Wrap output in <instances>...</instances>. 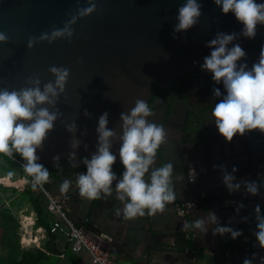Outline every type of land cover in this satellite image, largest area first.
I'll list each match as a JSON object with an SVG mask.
<instances>
[{"label": "water", "instance_id": "95a60500", "mask_svg": "<svg viewBox=\"0 0 264 264\" xmlns=\"http://www.w3.org/2000/svg\"><path fill=\"white\" fill-rule=\"evenodd\" d=\"M91 2L95 11L81 16V10L90 6L89 0H0V34L6 37L0 42V89L30 87L35 79L43 87L54 80L51 67L68 69L64 92L54 106L45 105L58 111L59 116L37 150L40 163L62 172L60 178L46 181L49 191L57 198L68 197L66 211L70 218L100 241L116 261L132 257L149 260L166 251L184 253L190 244L185 218L177 214V203L198 202L187 215L188 220L193 213L205 216L207 211L225 220L238 212L233 198L264 196V135L253 131L228 143L217 130L204 128V159H199L195 148L189 152L187 164L174 167L177 199L161 212L135 219L116 214L123 206L116 199V181L112 195L88 200L78 188L73 189L76 178L70 175L95 153L101 114L108 113V127L116 133L112 151L120 162L121 113L128 112L137 99L148 101L154 84L198 69L210 53L208 42L221 32L239 33L241 25L231 14H222L213 0H199L202 15L198 23L181 33L173 29L184 0ZM64 28L72 32L71 37L41 40V36L50 38L53 31ZM262 37L264 26H258L254 39L238 36L233 43ZM207 91L211 92L210 87ZM72 124L76 126L74 133L67 130ZM211 138H215L213 144ZM74 141L79 142L76 148L72 147ZM235 141L242 145L241 150ZM166 161L168 155L161 145L156 166ZM221 165L229 172L236 166L238 182L261 183L258 195L247 194L243 184V189L229 193L222 183ZM190 170L196 173L194 179H190ZM120 175L116 174L118 179ZM64 180L72 181L67 191L61 190Z\"/></svg>", "mask_w": 264, "mask_h": 264}, {"label": "clouds", "instance_id": "9594fccd", "mask_svg": "<svg viewBox=\"0 0 264 264\" xmlns=\"http://www.w3.org/2000/svg\"><path fill=\"white\" fill-rule=\"evenodd\" d=\"M224 15L231 14L241 25L239 33H218L211 39L207 47L209 55L204 57L202 70L211 74V78L220 88L213 91L219 98L211 111L212 121L218 134L225 142L230 143L235 136L258 131L264 135V47L260 50L259 59L251 68L247 63H241L246 57L245 50L239 43H233L238 36L254 39L258 26H264V0H213ZM90 6L81 10L80 15L86 16L95 11V5L89 0ZM202 5L199 0H184L178 7L174 32H187L193 28L202 15ZM74 23V21H73ZM72 32L68 28L55 30L51 37L41 36V40H54ZM0 34V42L5 41ZM231 45V47H229ZM31 47V44L29 45ZM54 76L40 86L39 79L31 81L32 86L19 90L0 89V154L13 156L18 154L25 163L24 172L32 177V186L42 184L49 179V170L39 162L37 150L42 147L49 132L53 130L58 119V111H51L58 96L64 92L69 77V70L63 67H51ZM48 105V106H45ZM154 113L148 102L137 99L134 106L121 113L122 135L119 137V160L123 167L119 179L113 172L117 155L112 151V140L116 137L114 130L108 127V113L101 114L97 124V148L91 158H85L83 163L86 171L78 174L75 184L82 197L94 200L113 193L115 183L116 199L122 203L117 215L125 219H135L146 215H154L163 211L166 205L177 199L173 186L174 164L166 161L157 164V152L166 143L167 131L157 124ZM74 133L75 124L67 129ZM74 141L73 148L78 146ZM58 159V158H55ZM222 183L229 193L237 192L243 184L244 190L251 196H257L262 186L257 181H237L236 166L229 172L221 165ZM9 177L13 173H8ZM195 171L190 170V179L195 178ZM147 176V179H146ZM72 181L64 180L62 191H67ZM191 207V205H188ZM243 205H239V208ZM255 247L264 252V214L261 206L254 208ZM247 217L245 218V220ZM212 226L214 235H228L236 240L243 235L242 230L231 225L220 224L217 215L207 211L204 217L191 221L186 227L197 234H206ZM242 264H264V255L253 253L246 256Z\"/></svg>", "mask_w": 264, "mask_h": 264}, {"label": "crops", "instance_id": "0c3cea01", "mask_svg": "<svg viewBox=\"0 0 264 264\" xmlns=\"http://www.w3.org/2000/svg\"><path fill=\"white\" fill-rule=\"evenodd\" d=\"M234 143L239 150L242 149V145L238 141ZM9 172L13 173L10 177ZM7 177L12 178L15 185L0 184V264H13L15 261L14 256L11 255L13 250V223L10 216L19 219L18 215H20L29 219L31 217L26 212L30 211V215L35 218V224L25 225L24 228L27 235L29 234L28 236L37 240L38 243L35 246L42 249L47 255V259L41 264H91L90 257L86 252L75 253L72 251L66 237L61 234L51 235L45 228L36 226L37 214L26 195V188L19 187L29 179V176L23 168L14 165L10 158L0 155V179ZM241 189L243 188L241 187ZM42 198L47 204L45 198ZM232 202L237 203L238 206L242 204L243 207L239 208L234 218H226L219 220V222L222 225H231L235 229L242 230L243 235L236 240H232L227 234L224 236L214 235L210 227L206 234H197L193 229L187 227L190 245L188 251L184 253L166 251L149 260L132 257L128 260L119 258L116 261L112 256L111 258L117 264H191L192 258H195L200 264H242L243 259L253 253L259 257L264 253L260 249L247 251L246 248L255 243V237L252 234L255 229L253 210L259 204L262 214H264V196L262 198L235 197ZM4 206L8 209H4ZM200 217H204V214L193 213L188 224ZM19 243L21 251L27 249L21 245V242Z\"/></svg>", "mask_w": 264, "mask_h": 264}, {"label": "flooded vegetation", "instance_id": "af4514ba", "mask_svg": "<svg viewBox=\"0 0 264 264\" xmlns=\"http://www.w3.org/2000/svg\"><path fill=\"white\" fill-rule=\"evenodd\" d=\"M240 45L246 52V57L241 63H247L251 68L252 64L259 59L260 50L264 47V37ZM201 66L193 72L167 78L160 85L154 84L147 101L154 113L150 119H154L168 133L166 143L162 146L166 149L168 161H172L174 167L187 164L190 161L189 152L195 148L199 151V159H204L202 150L204 128L216 130L211 120V111L219 98L214 97L213 91L220 88L223 93L224 90L222 84L214 82L211 74L202 70ZM207 87H210L211 92L207 91ZM213 140L215 141V138H211L212 144ZM53 169H55L54 175L49 178H60L62 175L60 168L53 167ZM85 171V166L76 168L70 178L71 176L76 178L78 174ZM113 172L116 174L123 172L120 162H115ZM73 182V189L76 190L78 187L74 180ZM58 198L68 214L66 211L68 197L64 195ZM177 205L178 203L176 210Z\"/></svg>", "mask_w": 264, "mask_h": 264}, {"label": "built area", "instance_id": "2783aa9c", "mask_svg": "<svg viewBox=\"0 0 264 264\" xmlns=\"http://www.w3.org/2000/svg\"><path fill=\"white\" fill-rule=\"evenodd\" d=\"M7 157L15 160L13 156ZM0 184L15 185L14 182H12V178L9 177L0 179ZM19 187H22L23 189L30 187L34 193L40 194L45 198V200L47 201V211L52 219L51 232L55 234H61L66 237L73 252H86L90 257L91 264H117L112 260L109 252L105 249V246L100 241L89 235L84 228L76 225L72 218H70L69 215L65 212L63 203L49 191L45 182L33 187L32 177L29 176V179L23 182ZM188 205H191V207H189ZM197 206V201L178 203L177 213L179 216L185 218V225H188L187 215ZM31 219L33 220L31 221ZM24 221L25 223H27V225L35 224V218L33 217L29 219L25 218ZM37 243L38 242H35L34 244ZM254 245L255 243L252 246L247 247L246 250H259ZM262 255H264V253L260 256ZM191 264L200 263L195 258H192Z\"/></svg>", "mask_w": 264, "mask_h": 264}, {"label": "trees", "instance_id": "16d2710c", "mask_svg": "<svg viewBox=\"0 0 264 264\" xmlns=\"http://www.w3.org/2000/svg\"><path fill=\"white\" fill-rule=\"evenodd\" d=\"M4 157H7L3 154H0ZM13 157L15 160H10L13 162L14 165H18L19 167L23 168V164L25 161L22 160V158L18 154H13ZM9 158V157H7ZM44 165V164H43ZM49 170V177L54 175V170L51 167H48L44 165ZM46 183V182H45ZM47 184V183H46ZM26 195L30 199V203L32 205V208L37 214L36 217V226L37 227H43L45 228L49 234L51 235H57L55 233L51 232L52 228V219L50 214L47 211V204L43 200L42 196L40 194L34 193L30 187L26 188ZM5 204V203H4ZM4 209H8V207L4 206ZM10 220H12V237H13V247H12V256H14V263L13 264H41L44 260L47 259L46 253L37 247H30L27 249H24L23 251L20 250V239L18 237V227L16 225V218L10 216Z\"/></svg>", "mask_w": 264, "mask_h": 264}, {"label": "rangeland", "instance_id": "374dc122", "mask_svg": "<svg viewBox=\"0 0 264 264\" xmlns=\"http://www.w3.org/2000/svg\"><path fill=\"white\" fill-rule=\"evenodd\" d=\"M31 212V211H30ZM30 212H26L27 214H29L28 216H30L32 218V215H30ZM19 219L16 220V225L18 227V237L20 239L21 245L25 248H30V247H36L35 243L37 242V240H34L31 236H28L26 233V229L24 228L25 225H27V223H25V217H21L20 215H18ZM29 237V238H28ZM25 240V242H23V240ZM28 243V244H27Z\"/></svg>", "mask_w": 264, "mask_h": 264}]
</instances>
